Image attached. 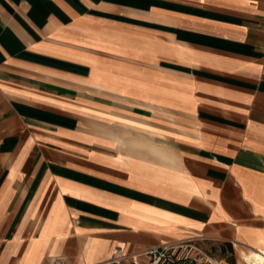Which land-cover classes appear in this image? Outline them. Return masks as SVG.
I'll return each mask as SVG.
<instances>
[{
  "label": "crops",
  "instance_id": "obj_1",
  "mask_svg": "<svg viewBox=\"0 0 264 264\" xmlns=\"http://www.w3.org/2000/svg\"><path fill=\"white\" fill-rule=\"evenodd\" d=\"M184 239L264 246V0H0V264Z\"/></svg>",
  "mask_w": 264,
  "mask_h": 264
},
{
  "label": "built area",
  "instance_id": "obj_2",
  "mask_svg": "<svg viewBox=\"0 0 264 264\" xmlns=\"http://www.w3.org/2000/svg\"><path fill=\"white\" fill-rule=\"evenodd\" d=\"M146 254L149 264H211L207 252L194 239L156 245ZM124 255V247L119 246L114 250L112 260L119 261ZM53 264H64V261L58 258Z\"/></svg>",
  "mask_w": 264,
  "mask_h": 264
},
{
  "label": "bare ground",
  "instance_id": "obj_3",
  "mask_svg": "<svg viewBox=\"0 0 264 264\" xmlns=\"http://www.w3.org/2000/svg\"><path fill=\"white\" fill-rule=\"evenodd\" d=\"M242 258L245 264H264V246L256 250L243 253Z\"/></svg>",
  "mask_w": 264,
  "mask_h": 264
},
{
  "label": "rangeland",
  "instance_id": "obj_4",
  "mask_svg": "<svg viewBox=\"0 0 264 264\" xmlns=\"http://www.w3.org/2000/svg\"><path fill=\"white\" fill-rule=\"evenodd\" d=\"M240 264H245V262H244V259L242 258V260H241V263Z\"/></svg>",
  "mask_w": 264,
  "mask_h": 264
}]
</instances>
